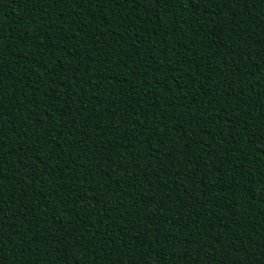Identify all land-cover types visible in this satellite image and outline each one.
I'll use <instances>...</instances> for the list:
<instances>
[{"label":"trees","instance_id":"obj_1","mask_svg":"<svg viewBox=\"0 0 264 264\" xmlns=\"http://www.w3.org/2000/svg\"><path fill=\"white\" fill-rule=\"evenodd\" d=\"M0 264H264V0H0Z\"/></svg>","mask_w":264,"mask_h":264}]
</instances>
